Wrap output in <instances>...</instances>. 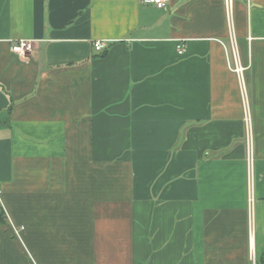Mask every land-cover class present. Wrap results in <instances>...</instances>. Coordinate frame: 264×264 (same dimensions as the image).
I'll list each match as a JSON object with an SVG mask.
<instances>
[{
	"label": "crops",
	"instance_id": "0c3cea01",
	"mask_svg": "<svg viewBox=\"0 0 264 264\" xmlns=\"http://www.w3.org/2000/svg\"><path fill=\"white\" fill-rule=\"evenodd\" d=\"M232 26L251 163L224 0H0V264H261L264 0Z\"/></svg>",
	"mask_w": 264,
	"mask_h": 264
},
{
	"label": "built area",
	"instance_id": "2783aa9c",
	"mask_svg": "<svg viewBox=\"0 0 264 264\" xmlns=\"http://www.w3.org/2000/svg\"><path fill=\"white\" fill-rule=\"evenodd\" d=\"M148 3L153 4L157 8H165L167 0H147ZM225 11L229 23L230 40H231V54H232V69L237 74L239 80V88L241 93L242 107H243V121L245 124V144L247 148V158L249 163L253 161V127H252V114L250 104L247 98V90L244 77V67L241 66V62L238 55L237 45L234 38V30L232 26L233 6L234 0H224ZM34 41L30 39H19L10 42L11 52L16 54L22 61H28L30 54L33 51ZM93 47L96 51H101L106 47L105 41L96 40L93 42ZM185 50V45L180 44L178 46L179 54H182ZM251 203V198L249 197ZM252 212V210L250 211ZM250 259L255 263L254 254L252 250L249 253Z\"/></svg>",
	"mask_w": 264,
	"mask_h": 264
},
{
	"label": "trees",
	"instance_id": "16d2710c",
	"mask_svg": "<svg viewBox=\"0 0 264 264\" xmlns=\"http://www.w3.org/2000/svg\"><path fill=\"white\" fill-rule=\"evenodd\" d=\"M6 222L7 220H6L5 212L2 206L0 205V224H5ZM261 264H264V260L261 262Z\"/></svg>",
	"mask_w": 264,
	"mask_h": 264
}]
</instances>
